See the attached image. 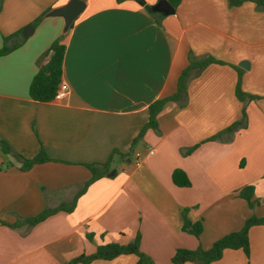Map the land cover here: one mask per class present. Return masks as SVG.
Segmentation results:
<instances>
[{
    "label": "crops",
    "instance_id": "1",
    "mask_svg": "<svg viewBox=\"0 0 264 264\" xmlns=\"http://www.w3.org/2000/svg\"><path fill=\"white\" fill-rule=\"evenodd\" d=\"M78 1L82 10L69 23L59 11L72 0L1 6L0 50L15 33L20 42L0 56V140L26 159L42 149L50 161L22 172L0 150V220L17 224L0 225V264H66L137 235L154 264H172L177 249H209L250 216L263 217L264 11L250 2L181 0L164 16L151 11L160 0ZM61 37L67 95L33 101L28 89L48 61L42 55ZM189 53L223 64L191 77L186 101L165 102L156 128L133 143L149 107L175 94ZM238 78L242 91L258 99L236 98ZM243 109L246 128L208 141L239 121ZM108 160V174L84 188L92 176L86 165ZM176 170L188 187L172 182ZM247 186L254 188L253 209L239 196ZM61 206L71 211L56 210ZM185 209L191 223L202 222L198 238L182 231ZM44 210L55 212L31 228L22 222ZM248 240V258L240 249L224 250L211 264H264V226L250 228ZM89 264H137V257Z\"/></svg>",
    "mask_w": 264,
    "mask_h": 264
},
{
    "label": "trees",
    "instance_id": "2",
    "mask_svg": "<svg viewBox=\"0 0 264 264\" xmlns=\"http://www.w3.org/2000/svg\"><path fill=\"white\" fill-rule=\"evenodd\" d=\"M170 5L176 8L181 0H167ZM250 2L257 6L258 9L264 11V0H228L229 7H237L242 3ZM3 0H0V10L2 6ZM46 16V13L42 14L38 17L32 24L39 23L43 17ZM20 33H15L3 39V47L0 50V56L5 55L16 48L20 42ZM63 37V36H62ZM62 37L59 40L54 41L47 51L42 55V58L48 57V61L40 65L37 73L34 75L29 89L28 94L30 99L36 102H50L54 100L56 91L58 89L59 83L61 82L62 75V63L65 47L61 43ZM18 39V40H17ZM17 40L18 42L14 43ZM11 43V44H10ZM10 44V45H9ZM210 64H223L219 61H216L212 57L206 56L202 59H196L191 53H189V63L188 66L182 71L177 81V89L175 94L167 99H162L160 101H156L149 107V118L148 122L140 131L136 139H134L133 143L139 138L142 137L144 131L148 128L155 129L156 128V115L161 110L162 106L165 102L172 100L177 102L186 101V87L187 82L191 77L198 76L202 70ZM236 98L243 102L246 99L255 100L258 97L248 95L244 93L240 87V79L238 78L236 88H235ZM246 113L245 110H242L241 119L227 129H225L222 133L211 137L208 141H215L221 138L223 134L228 136H232L239 130L246 128ZM0 150L2 154L10 157L12 162L7 165L15 164L20 171L27 172L33 166L42 164L50 161V159L46 156L44 151L41 149L40 152L31 159H26L15 153L10 145L5 140H0ZM114 151L112 153L115 154ZM111 158V157H110ZM90 170L92 176L91 179L85 184L84 188H87L92 182L96 181L98 178L106 176L109 172L110 161L108 160L104 164H95V165H86ZM172 182L178 187H188L189 182L186 179L183 172L176 170L172 173ZM254 194V188L252 186H247L240 191L239 196L247 202L250 209L254 207V201H252ZM72 208V207H71ZM56 210H67L71 211L70 208L66 209L61 206ZM54 210H44L39 215L24 219L22 222L28 227L31 228L34 225L42 222L51 214H53ZM0 225L16 227L17 224L8 225L7 223L0 220ZM254 226H264V216L256 217L250 216L247 220H245L242 228L230 234H227L220 239L214 241L209 249H202L200 247L194 250L188 249H177L174 253L171 263L172 264H185L187 262H193L197 264H211L219 260L222 256L224 250H242L245 256L248 258L250 253L249 240H248V232L250 228ZM182 231L193 235L198 238L202 231L203 225L201 221L191 223L187 219V210L182 211ZM121 255H135L137 257V264H154L151 259H149L146 255H144L139 249V236L137 235L131 243L128 244H118V243H108L104 245H100L96 248V251L90 255L81 254L73 259H71L66 264H89L94 260H105L110 261L115 259Z\"/></svg>",
    "mask_w": 264,
    "mask_h": 264
},
{
    "label": "water",
    "instance_id": "3",
    "mask_svg": "<svg viewBox=\"0 0 264 264\" xmlns=\"http://www.w3.org/2000/svg\"><path fill=\"white\" fill-rule=\"evenodd\" d=\"M82 4H83L82 1L72 0V2H70L68 5L64 6L59 12H60V14H62L65 17L66 21L69 23L82 10ZM151 11L153 13H159V14H162L164 16H168V15H172L174 13V8L170 5V3L167 0H160L156 3V5H154L151 8ZM28 31H32L31 26L26 27L23 30V33H22L23 39H26L30 35V33H28ZM239 67L246 70V69H248V63L242 62L239 64ZM109 176H111V175L109 174Z\"/></svg>",
    "mask_w": 264,
    "mask_h": 264
},
{
    "label": "built area",
    "instance_id": "4",
    "mask_svg": "<svg viewBox=\"0 0 264 264\" xmlns=\"http://www.w3.org/2000/svg\"><path fill=\"white\" fill-rule=\"evenodd\" d=\"M67 90H68L67 85L65 83H63V82H60L59 83V86H58V89L56 91L54 100H61V99H63L67 95ZM147 153L149 155H152L153 154L152 151H148ZM133 155H134V157L136 159L135 166H139L140 165V160H139L140 154L139 153H134Z\"/></svg>",
    "mask_w": 264,
    "mask_h": 264
},
{
    "label": "rangeland",
    "instance_id": "5",
    "mask_svg": "<svg viewBox=\"0 0 264 264\" xmlns=\"http://www.w3.org/2000/svg\"><path fill=\"white\" fill-rule=\"evenodd\" d=\"M117 171L119 174H121V172H122L119 167H117Z\"/></svg>",
    "mask_w": 264,
    "mask_h": 264
}]
</instances>
